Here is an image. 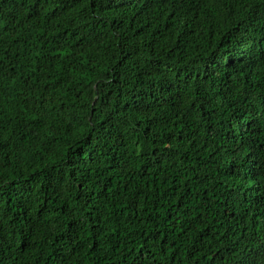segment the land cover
Here are the masks:
<instances>
[{"label":"trees","instance_id":"trees-1","mask_svg":"<svg viewBox=\"0 0 264 264\" xmlns=\"http://www.w3.org/2000/svg\"><path fill=\"white\" fill-rule=\"evenodd\" d=\"M161 46L217 96L227 83L264 100V0H0V238L15 264H240L264 248V144L253 157L240 125L247 156L205 167L186 151L179 94L153 79ZM262 109L231 117L264 139ZM33 211L45 231L26 246Z\"/></svg>","mask_w":264,"mask_h":264},{"label":"clouds","instance_id":"clouds-1","mask_svg":"<svg viewBox=\"0 0 264 264\" xmlns=\"http://www.w3.org/2000/svg\"><path fill=\"white\" fill-rule=\"evenodd\" d=\"M171 47H176V45L172 44ZM171 47L161 46L157 50L155 57H153L154 59L166 60L165 73L161 77H153V79H165L173 85L172 93L179 94L178 99L175 95L173 96L176 99V107L173 111L174 113H181V122L184 124V128L180 131V134L184 137L183 143L187 146L186 151L191 150L193 155L198 154L202 158L201 164L205 167L210 164L223 167L234 158L232 156L233 152L241 156L248 155L246 150H241L239 142L244 137H247L246 143L248 147H252L253 157H255L256 148L254 145H256L257 139L264 144V139H260L256 133H253L250 126L244 124L243 120L237 121L235 117H231V112L241 109L242 105L244 108L257 103L264 105V100L258 101L256 96H252L251 99L245 102L241 96H233L230 93L227 83L223 94L217 96V92L220 91L219 88H213L210 81L196 78L201 71L200 68L188 64V61L182 59L178 54H175L176 59L170 61L166 59L169 52H171ZM168 91L167 86H165V93H168ZM226 96L227 98H225ZM230 103L233 107L229 110L228 106ZM226 111L228 115H224ZM205 113H207V116L204 115ZM262 114H264V109H262ZM230 118L233 127L228 126ZM253 119H256L254 114ZM221 121H224V123ZM240 125H243L244 137L240 135ZM92 128L96 129V135L103 138L106 126L96 127L94 123L89 127L88 131L91 132ZM256 131L257 133L264 132V128L260 127V121H257ZM228 133L232 135L229 136ZM213 153L216 155L209 161L208 156ZM173 162L175 163V160ZM210 170L214 171V168ZM71 187L73 185L66 183L62 190L66 191ZM44 225L45 221L38 218L35 211L29 213L28 222L24 224L26 230L24 243L26 246H29L33 232L36 234L37 239L43 237ZM11 242L19 243V241ZM8 243L9 241L0 238V264H15L11 254L6 255ZM255 249L257 250L253 251L251 255L241 249L236 254V259L240 261V264H264V248L256 245ZM12 251H15V249Z\"/></svg>","mask_w":264,"mask_h":264}]
</instances>
